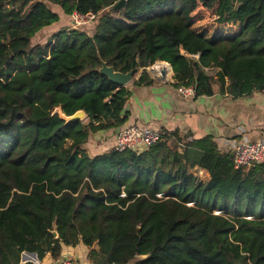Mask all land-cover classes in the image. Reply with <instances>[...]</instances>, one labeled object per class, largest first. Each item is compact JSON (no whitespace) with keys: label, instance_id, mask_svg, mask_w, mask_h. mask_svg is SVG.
Wrapping results in <instances>:
<instances>
[{"label":"trees","instance_id":"16d2710c","mask_svg":"<svg viewBox=\"0 0 264 264\" xmlns=\"http://www.w3.org/2000/svg\"><path fill=\"white\" fill-rule=\"evenodd\" d=\"M119 1L0 0V264L80 243L95 264H264V165L236 170L176 133L141 154L83 149L127 120L129 92L101 61L132 75L166 63L195 97L264 90V0H125L114 20ZM199 6L216 19L192 18ZM73 14H94L93 32L32 44Z\"/></svg>","mask_w":264,"mask_h":264},{"label":"crops","instance_id":"0c3cea01","mask_svg":"<svg viewBox=\"0 0 264 264\" xmlns=\"http://www.w3.org/2000/svg\"><path fill=\"white\" fill-rule=\"evenodd\" d=\"M48 7L56 10L51 4ZM63 25L65 19L48 28L49 32L47 29L37 35L56 34ZM165 65L170 70H163L162 78H155L140 69L131 82L122 87L129 92L124 107L127 120L121 128L92 134L83 146L89 157L114 150L115 134L127 126L157 130L165 135L176 133L180 138L190 140L210 139L221 155L232 153L234 144L244 139L253 143L264 138V90H254L245 96L233 98L226 92H220L216 85L212 96L183 98L177 93L171 67ZM143 73L147 74L150 84L138 82ZM92 251H98L96 244L88 248L80 243L74 247L63 246L57 260L50 254L38 260L35 254L24 253L21 264H57L62 258L78 264H95L89 257Z\"/></svg>","mask_w":264,"mask_h":264},{"label":"built area","instance_id":"2783aa9c","mask_svg":"<svg viewBox=\"0 0 264 264\" xmlns=\"http://www.w3.org/2000/svg\"><path fill=\"white\" fill-rule=\"evenodd\" d=\"M73 28L79 27L82 22L93 21L96 16L88 14L86 16L73 14L71 16ZM154 75V74H153ZM155 78L163 77V70L154 75ZM177 93L183 98L195 97V88L193 85H179ZM165 134L161 131L151 129H140L136 126H127L117 131L114 137V150L119 153L132 152L141 154L146 152L151 146L162 140ZM232 161L236 170L248 169L256 165H264V138L257 142L247 140L239 141L232 147ZM57 264H78L77 262L62 258Z\"/></svg>","mask_w":264,"mask_h":264},{"label":"rangeland","instance_id":"374dc122","mask_svg":"<svg viewBox=\"0 0 264 264\" xmlns=\"http://www.w3.org/2000/svg\"><path fill=\"white\" fill-rule=\"evenodd\" d=\"M236 7V5H235ZM108 12V15L114 19V20H119L121 19V11L120 10H114V11H106ZM192 18H194L195 20L197 19H206V20H215L216 19V8L212 9V10H206V9H203L201 8L200 6L192 13ZM95 20V19H94ZM94 20L93 21H88V22H82L81 25L79 27H76V28H73L72 26V18H66L65 19V25H63V28L60 29V31H70V30H79V31H84L86 33H90V32H93V26H94ZM59 29V28H58ZM57 29V30H58ZM47 30V29H46ZM51 30V29H50ZM49 32V29L48 31ZM55 34L53 33H47V34H44V35H37L34 40L32 41V44L33 45H37V44H45L47 43L48 41H50L52 39V37L54 36ZM157 64V65H156ZM155 65V66H154ZM154 65L148 67V75H153L151 72L155 73V70L158 66H164L166 67L164 64H158V63H155ZM167 70V68H166ZM154 76V75H153ZM248 170V169H247ZM141 258H137L136 260H139ZM129 264H134V262H131Z\"/></svg>","mask_w":264,"mask_h":264},{"label":"water","instance_id":"95a60500","mask_svg":"<svg viewBox=\"0 0 264 264\" xmlns=\"http://www.w3.org/2000/svg\"><path fill=\"white\" fill-rule=\"evenodd\" d=\"M125 6V0H121L117 3L115 6V10L122 9ZM165 64V63H164ZM144 71H148L147 68L144 69ZM99 73L106 76L112 83L123 87L127 85L129 82H131L133 75L131 72L127 74H122L119 72H115L112 67H108L104 62L101 61V68L99 70ZM54 113H57L59 118L65 123L69 124L72 122L77 121H84L86 119V114L84 111H77L71 116H65L60 108H57ZM56 235V234H55Z\"/></svg>","mask_w":264,"mask_h":264},{"label":"bare ground","instance_id":"6f19581e","mask_svg":"<svg viewBox=\"0 0 264 264\" xmlns=\"http://www.w3.org/2000/svg\"><path fill=\"white\" fill-rule=\"evenodd\" d=\"M161 64H163V63H161ZM166 66V65H165ZM166 68H167V71L169 70L168 69V67L166 66V67H164V66H158L157 68H156V70H155V73H153V72H151L152 74H158L160 71H162V70H166Z\"/></svg>","mask_w":264,"mask_h":264}]
</instances>
